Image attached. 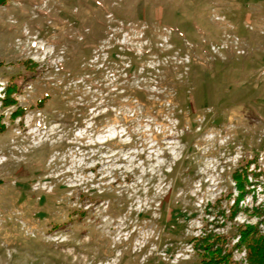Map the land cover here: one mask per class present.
Returning <instances> with one entry per match:
<instances>
[{
	"label": "rangeland",
	"instance_id": "obj_1",
	"mask_svg": "<svg viewBox=\"0 0 264 264\" xmlns=\"http://www.w3.org/2000/svg\"><path fill=\"white\" fill-rule=\"evenodd\" d=\"M0 127V264H200L209 235L264 237V0H12Z\"/></svg>",
	"mask_w": 264,
	"mask_h": 264
},
{
	"label": "trees",
	"instance_id": "obj_2",
	"mask_svg": "<svg viewBox=\"0 0 264 264\" xmlns=\"http://www.w3.org/2000/svg\"><path fill=\"white\" fill-rule=\"evenodd\" d=\"M12 0H0V7H3L7 5ZM12 91H9L7 94V98L3 100L4 106H8L11 104H15V101L13 99H10V94ZM126 92V89L125 91ZM130 94V97L129 95ZM139 94L142 95V91L129 89L127 91L128 101L126 104L128 106H132V104L141 102V99L139 97ZM172 101V100H171ZM42 103V102H40ZM110 113V112H109ZM15 115L19 113H14ZM119 116V115H118ZM2 127H0V130ZM177 166V165H176ZM175 169V168H174ZM172 173L165 172L164 177H170ZM234 180L236 181V187L239 190V198L235 201V209L233 210L232 215L237 212V204L238 201L243 197L245 194L244 191V182L245 179H242L241 175L237 174L234 177ZM178 182H176V185L178 186ZM171 189H173L171 187ZM174 194H171L170 197H173ZM110 208H113L112 206ZM235 234L238 237L237 243L228 251H225L223 248L225 240L222 239V237L219 236H213L209 235L207 238H203L201 240L196 241L194 244V248L198 249L200 252V255L198 257L200 258V264H228L229 258H230V250L234 249H244L246 252V260L249 264H264V237L260 235L257 227L253 226H246L241 225L238 226L235 229ZM220 242V246L216 247L215 242ZM199 254V253H198Z\"/></svg>",
	"mask_w": 264,
	"mask_h": 264
}]
</instances>
